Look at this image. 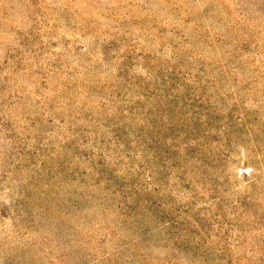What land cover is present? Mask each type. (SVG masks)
Listing matches in <instances>:
<instances>
[{"label": "rangeland", "instance_id": "obj_1", "mask_svg": "<svg viewBox=\"0 0 264 264\" xmlns=\"http://www.w3.org/2000/svg\"><path fill=\"white\" fill-rule=\"evenodd\" d=\"M0 264H264V0H0Z\"/></svg>", "mask_w": 264, "mask_h": 264}]
</instances>
